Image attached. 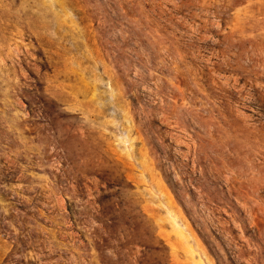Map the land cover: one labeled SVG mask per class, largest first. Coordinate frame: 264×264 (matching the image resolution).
Wrapping results in <instances>:
<instances>
[{"label":"rangeland","instance_id":"rangeland-1","mask_svg":"<svg viewBox=\"0 0 264 264\" xmlns=\"http://www.w3.org/2000/svg\"><path fill=\"white\" fill-rule=\"evenodd\" d=\"M0 264H264V0H0Z\"/></svg>","mask_w":264,"mask_h":264}]
</instances>
